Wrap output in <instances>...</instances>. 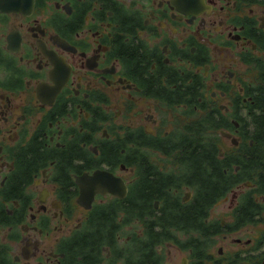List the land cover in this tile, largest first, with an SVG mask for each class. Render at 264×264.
<instances>
[{
	"label": "flooded vegetation",
	"instance_id": "obj_1",
	"mask_svg": "<svg viewBox=\"0 0 264 264\" xmlns=\"http://www.w3.org/2000/svg\"><path fill=\"white\" fill-rule=\"evenodd\" d=\"M214 220L209 262L264 264V0H0V264H125Z\"/></svg>",
	"mask_w": 264,
	"mask_h": 264
},
{
	"label": "trees",
	"instance_id": "obj_2",
	"mask_svg": "<svg viewBox=\"0 0 264 264\" xmlns=\"http://www.w3.org/2000/svg\"><path fill=\"white\" fill-rule=\"evenodd\" d=\"M257 144L262 146L263 143L257 141ZM193 151L200 153V157L198 159L200 163L199 167H193L194 170L192 172L194 180L193 184L196 186L199 193V197L196 200L197 203L194 205V208L200 211L208 209L209 212L211 207L223 192V188L218 182H216V178L223 174L222 165L219 163V150L217 145H215L212 141L208 142L206 152L207 165L205 170L203 169V167H205L203 164L205 156L201 147L194 146ZM199 153H197V155H199ZM197 169H200V171ZM195 178L199 179L198 182H195ZM193 216L194 222L192 227L194 230L200 231L201 223L195 218L197 214L193 213ZM228 226L229 228H232L233 224L230 223ZM223 227L224 226L221 223H218L215 220L210 221L207 224V232L204 236L191 239H155L154 237L146 234V236L137 238L129 243L127 252L123 258L124 262L125 264H164V253L163 251L157 250V244L173 241L182 249L191 248L192 259L190 264H207V262L212 260L209 248L214 241L213 237L219 234ZM203 231H205V229ZM211 263L221 264L217 261H212ZM229 264H232V262Z\"/></svg>",
	"mask_w": 264,
	"mask_h": 264
},
{
	"label": "rangeland",
	"instance_id": "obj_3",
	"mask_svg": "<svg viewBox=\"0 0 264 264\" xmlns=\"http://www.w3.org/2000/svg\"><path fill=\"white\" fill-rule=\"evenodd\" d=\"M224 209L223 206H217L216 208L213 209L214 218H218L219 216H216V214L220 213V211H222ZM234 234H229V236L227 238H223L222 235L221 236H214L213 239L214 241L212 242L210 248H209V252L212 253V255L215 258H219V254H218V249L219 247H224V250L227 252H232L234 249ZM169 249H171V253H168ZM164 253V263L166 264H180L182 257L183 256H187L189 253L187 252L188 249H180L178 247H164V249L162 250ZM207 264H212L211 262H207Z\"/></svg>",
	"mask_w": 264,
	"mask_h": 264
},
{
	"label": "water",
	"instance_id": "obj_4",
	"mask_svg": "<svg viewBox=\"0 0 264 264\" xmlns=\"http://www.w3.org/2000/svg\"><path fill=\"white\" fill-rule=\"evenodd\" d=\"M83 188H82V200L87 201L88 197L90 196L91 189L89 186V182H83ZM180 264H188V258L184 257Z\"/></svg>",
	"mask_w": 264,
	"mask_h": 264
}]
</instances>
